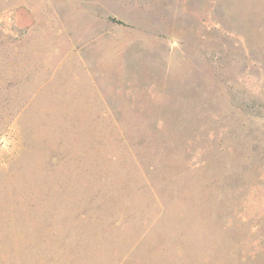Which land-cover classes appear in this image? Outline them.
<instances>
[{"label": "rangeland", "instance_id": "374dc122", "mask_svg": "<svg viewBox=\"0 0 264 264\" xmlns=\"http://www.w3.org/2000/svg\"><path fill=\"white\" fill-rule=\"evenodd\" d=\"M0 264H264V0H0Z\"/></svg>", "mask_w": 264, "mask_h": 264}]
</instances>
